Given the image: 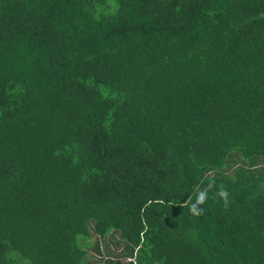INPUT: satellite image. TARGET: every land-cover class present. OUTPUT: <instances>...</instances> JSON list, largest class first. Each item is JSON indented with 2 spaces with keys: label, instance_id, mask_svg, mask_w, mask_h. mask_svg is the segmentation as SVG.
Listing matches in <instances>:
<instances>
[{
  "label": "trees",
  "instance_id": "trees-1",
  "mask_svg": "<svg viewBox=\"0 0 264 264\" xmlns=\"http://www.w3.org/2000/svg\"><path fill=\"white\" fill-rule=\"evenodd\" d=\"M113 233L106 264H264V0H0V264Z\"/></svg>",
  "mask_w": 264,
  "mask_h": 264
},
{
  "label": "rangeland",
  "instance_id": "rangeland-1",
  "mask_svg": "<svg viewBox=\"0 0 264 264\" xmlns=\"http://www.w3.org/2000/svg\"><path fill=\"white\" fill-rule=\"evenodd\" d=\"M90 245L87 248V261L89 264H106L107 259H119L122 263L129 261V258L123 257V242L117 233L110 234L105 238H99L92 235L89 239ZM99 244L101 254H98L94 246Z\"/></svg>",
  "mask_w": 264,
  "mask_h": 264
},
{
  "label": "clouds",
  "instance_id": "clouds-1",
  "mask_svg": "<svg viewBox=\"0 0 264 264\" xmlns=\"http://www.w3.org/2000/svg\"><path fill=\"white\" fill-rule=\"evenodd\" d=\"M216 189L215 191V197H219L220 200L223 201L224 207L227 208L229 200L228 196L229 193L225 186L223 184L220 185H214L212 183L208 184L207 187L200 189H196V194H195V202L192 203V198H189V204H190V211L194 215H200L203 211L199 206L204 204L208 199H209V192L212 191L213 189Z\"/></svg>",
  "mask_w": 264,
  "mask_h": 264
}]
</instances>
